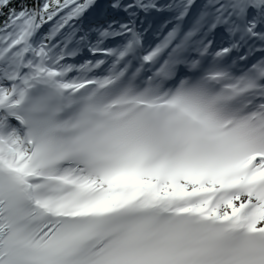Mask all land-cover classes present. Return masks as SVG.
Listing matches in <instances>:
<instances>
[{
  "label": "snow or ice",
  "instance_id": "snow-or-ice-1",
  "mask_svg": "<svg viewBox=\"0 0 264 264\" xmlns=\"http://www.w3.org/2000/svg\"><path fill=\"white\" fill-rule=\"evenodd\" d=\"M0 264H264V0H0Z\"/></svg>",
  "mask_w": 264,
  "mask_h": 264
}]
</instances>
